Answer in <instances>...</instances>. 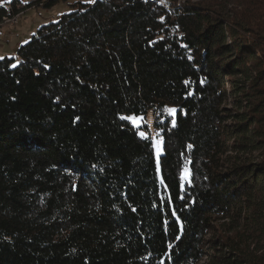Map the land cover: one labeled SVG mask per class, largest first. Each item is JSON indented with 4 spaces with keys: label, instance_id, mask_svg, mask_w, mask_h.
<instances>
[{
    "label": "trees",
    "instance_id": "obj_1",
    "mask_svg": "<svg viewBox=\"0 0 264 264\" xmlns=\"http://www.w3.org/2000/svg\"><path fill=\"white\" fill-rule=\"evenodd\" d=\"M69 6L0 56V264H264V0Z\"/></svg>",
    "mask_w": 264,
    "mask_h": 264
},
{
    "label": "rangeland",
    "instance_id": "obj_2",
    "mask_svg": "<svg viewBox=\"0 0 264 264\" xmlns=\"http://www.w3.org/2000/svg\"><path fill=\"white\" fill-rule=\"evenodd\" d=\"M29 1L31 0L20 1V3L23 4V6H21L23 7V10L14 17L4 18L3 22L0 24V56L2 51H7V55H13L12 52L16 50L17 46L20 43H23L28 40L40 25L50 21H55L62 13L70 11L71 7L69 6V3H72L73 1L77 0H59L50 7H44L43 5H31V3L30 5H24ZM80 1L91 3L94 0ZM182 1L184 0H181V2ZM187 1L195 3L205 0ZM152 119V114L148 112L146 120L149 124V130L151 131L152 135H155L151 127ZM157 141L159 142L158 148L156 146ZM161 148L162 139H154L153 152L155 158H158V156L160 155ZM229 228L230 226L227 223V219H225L224 222L215 219L212 225V229L204 237L205 240L212 239L211 242L204 241V246L202 247L203 249L200 257L196 260V262H193L192 264H221L220 254L221 252L226 253L228 249L227 245L220 244L225 243V236L232 237L234 240H238L239 238L241 246L245 247L249 253L252 252V244L246 239H244L243 233H241V229L234 228L227 233L226 231ZM212 246H215L216 250L212 249ZM227 256L232 257L231 254H228Z\"/></svg>",
    "mask_w": 264,
    "mask_h": 264
},
{
    "label": "snow or ice",
    "instance_id": "obj_3",
    "mask_svg": "<svg viewBox=\"0 0 264 264\" xmlns=\"http://www.w3.org/2000/svg\"><path fill=\"white\" fill-rule=\"evenodd\" d=\"M13 66H15V65H13ZM165 110L168 111L170 114L175 112V109H165ZM127 119H130V120L133 122L134 125L137 124V120H139L140 123H146V121L144 120L143 117H139V118H138V117H136L135 115H133V116H131V117H127ZM137 126H138V125H137ZM139 135H140L141 137H146V136H147V134H146L145 132H140ZM157 135H158V133H157ZM158 144H159V142L157 141V142H156V146H157V148H158ZM187 179H188L187 172H186V171H182V172H181V180L183 181V180H187ZM178 238H179V237H178ZM169 247H171V245H169Z\"/></svg>",
    "mask_w": 264,
    "mask_h": 264
},
{
    "label": "built area",
    "instance_id": "obj_4",
    "mask_svg": "<svg viewBox=\"0 0 264 264\" xmlns=\"http://www.w3.org/2000/svg\"><path fill=\"white\" fill-rule=\"evenodd\" d=\"M9 1L10 0H0V5L1 6H4V7H7L9 5ZM19 2L20 1H26V0H18ZM153 131V130H152ZM154 136V135H153Z\"/></svg>",
    "mask_w": 264,
    "mask_h": 264
},
{
    "label": "crops",
    "instance_id": "obj_5",
    "mask_svg": "<svg viewBox=\"0 0 264 264\" xmlns=\"http://www.w3.org/2000/svg\"><path fill=\"white\" fill-rule=\"evenodd\" d=\"M16 51V50H15ZM15 51L12 52V54L15 53ZM7 54V51H2L1 55Z\"/></svg>",
    "mask_w": 264,
    "mask_h": 264
},
{
    "label": "bare ground",
    "instance_id": "obj_6",
    "mask_svg": "<svg viewBox=\"0 0 264 264\" xmlns=\"http://www.w3.org/2000/svg\"><path fill=\"white\" fill-rule=\"evenodd\" d=\"M158 2H160L161 4H164V0H157Z\"/></svg>",
    "mask_w": 264,
    "mask_h": 264
}]
</instances>
